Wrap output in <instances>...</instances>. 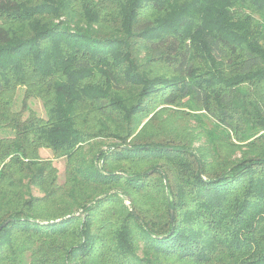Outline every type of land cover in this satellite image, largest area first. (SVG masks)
<instances>
[{"label": "trees", "instance_id": "16d2710c", "mask_svg": "<svg viewBox=\"0 0 264 264\" xmlns=\"http://www.w3.org/2000/svg\"><path fill=\"white\" fill-rule=\"evenodd\" d=\"M4 222L0 264H264V0H0Z\"/></svg>", "mask_w": 264, "mask_h": 264}, {"label": "rangeland", "instance_id": "374dc122", "mask_svg": "<svg viewBox=\"0 0 264 264\" xmlns=\"http://www.w3.org/2000/svg\"><path fill=\"white\" fill-rule=\"evenodd\" d=\"M107 25H105L103 28H106ZM21 100H22V90H18L15 98V105H14V110L18 111L20 110L21 107ZM29 108L34 111L39 117L45 118V112L43 109V106L40 101L38 100H30L28 104ZM175 109V108H174ZM27 113H25L26 116ZM188 125L191 126L192 120L190 118L185 119ZM181 120H178V122ZM183 126V125H182ZM106 143H115L117 142L116 140L110 139V140H105ZM40 157L42 159H51L53 160V163L55 164L56 168L58 169V183L62 184L64 182V166H65V159H53V154L49 150H40ZM34 194L43 196V194L39 191L34 189Z\"/></svg>", "mask_w": 264, "mask_h": 264}, {"label": "water", "instance_id": "95a60500", "mask_svg": "<svg viewBox=\"0 0 264 264\" xmlns=\"http://www.w3.org/2000/svg\"><path fill=\"white\" fill-rule=\"evenodd\" d=\"M6 224H7V222H4V223L0 226V229H1L2 227H4Z\"/></svg>", "mask_w": 264, "mask_h": 264}]
</instances>
